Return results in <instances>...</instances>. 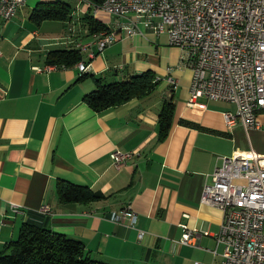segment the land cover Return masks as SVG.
<instances>
[{"label": "crops", "instance_id": "crops-1", "mask_svg": "<svg viewBox=\"0 0 264 264\" xmlns=\"http://www.w3.org/2000/svg\"><path fill=\"white\" fill-rule=\"evenodd\" d=\"M33 2L27 0L10 19L0 17V248L38 213L51 229L83 241L92 257L109 264L219 263L223 246L216 234L223 211L202 202L204 184L224 156L251 147L264 154L252 144L251 129L228 126L224 112L235 111L236 104L204 97L189 104L194 71L182 65L183 52L167 32L140 24L134 34L118 31L119 38L101 51L97 33L87 34L76 14L34 22ZM93 13L113 29L114 16L102 9ZM88 42L79 47L88 65L84 72L79 61H46L54 45ZM149 69L159 83L146 96L101 111L84 100L96 88L95 78L111 83ZM170 74L179 81L176 88ZM171 96L172 126L159 140V112ZM258 115L263 127L264 111ZM116 149L133 152L120 167L111 157ZM60 182L88 186L104 197L61 201ZM127 204L137 214L134 226L110 219ZM182 224L201 231L196 244L180 242Z\"/></svg>", "mask_w": 264, "mask_h": 264}, {"label": "built area", "instance_id": "built-area-1", "mask_svg": "<svg viewBox=\"0 0 264 264\" xmlns=\"http://www.w3.org/2000/svg\"><path fill=\"white\" fill-rule=\"evenodd\" d=\"M26 2L0 0V17L12 18ZM89 5L80 0L73 15L84 13ZM100 9L115 19L113 29L97 33L99 50L114 43L118 31H141L140 24L157 33L167 32L170 43L183 52L182 65L194 71L189 104L200 97L233 102L236 110L224 112L228 126L241 123L247 131L262 127L258 114L264 111V0H106L95 7V11ZM77 66L80 72L88 68L82 60ZM167 80L174 88L178 86L172 74ZM132 156L133 152L120 149L111 153L117 167ZM210 177L201 200L223 211L216 234L217 244L223 246L222 259L214 264H264V154L252 147L237 150L224 156ZM42 211L50 212L49 206ZM110 219L134 226L137 214L127 204ZM182 227L180 242L196 244L201 231L187 224ZM144 234L140 230V237Z\"/></svg>", "mask_w": 264, "mask_h": 264}, {"label": "trees", "instance_id": "trees-1", "mask_svg": "<svg viewBox=\"0 0 264 264\" xmlns=\"http://www.w3.org/2000/svg\"><path fill=\"white\" fill-rule=\"evenodd\" d=\"M87 10L80 15L86 26L87 34L109 32L111 27L95 17L93 9L100 7L106 0H87ZM73 6L65 0L39 1L31 12V18L37 24L44 20H71ZM83 54L78 46L53 48L47 53L46 61L55 65L70 66L82 60ZM84 75V74H83ZM97 86L84 96V100L95 110L128 102L134 97H143L152 93L159 79L153 70L140 72L131 79L103 83L95 78ZM176 104L174 97L166 100L159 112V140L165 139L172 126ZM180 123L198 126L197 123L180 119ZM61 201L88 202L104 197L102 193L70 182H60L57 187ZM34 213L24 221L15 239L6 242L0 248V264H109L92 257L83 241L65 233L51 229Z\"/></svg>", "mask_w": 264, "mask_h": 264}, {"label": "rangeland", "instance_id": "rangeland-1", "mask_svg": "<svg viewBox=\"0 0 264 264\" xmlns=\"http://www.w3.org/2000/svg\"><path fill=\"white\" fill-rule=\"evenodd\" d=\"M29 1H34V5L39 1V0H28ZM45 1H51V0H45ZM65 1H68L70 2L73 6H76V4L80 1V0H65ZM82 3V2H81ZM83 4H85L83 2ZM80 15H81V12L74 15L75 17H78L80 18ZM65 45H62V44H57V45H54L53 47L54 48H59V47H64ZM250 138H251V141H252V144L258 149V150H264V125L262 128H253L251 129L250 131ZM243 144L245 145L247 143V141L249 142L248 140V137L246 136V133L244 131V135H243ZM250 146V142L248 144V147Z\"/></svg>", "mask_w": 264, "mask_h": 264}]
</instances>
